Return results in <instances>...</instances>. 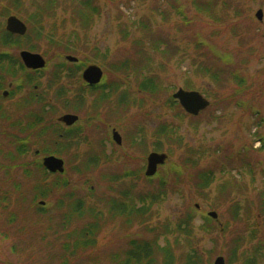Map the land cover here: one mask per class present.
Wrapping results in <instances>:
<instances>
[{
    "label": "rangeland",
    "instance_id": "rangeland-1",
    "mask_svg": "<svg viewBox=\"0 0 264 264\" xmlns=\"http://www.w3.org/2000/svg\"><path fill=\"white\" fill-rule=\"evenodd\" d=\"M193 1L199 0H95L98 12L94 23L86 35H79L80 54L74 55L78 61L70 63L66 56L72 54L34 38L44 32L62 37L64 43L67 35L63 33L79 31L70 19L74 16L72 2L57 0L55 5H44L46 0H20L25 14H33L36 4H43L46 10L37 20L29 19L32 32L20 35L21 46L13 53L22 63L20 51L28 50L24 45L37 42L40 51H28L42 55L45 67L27 81L33 84L34 96L29 86L15 88L10 79L0 86L4 107L0 111V264H35L45 257L47 243L59 252L65 235L75 226L68 217L72 224L66 231L59 227L61 211L68 210L65 206L62 210L59 201L66 197L65 190L84 197L87 205H95L100 212L96 246L86 254L79 253L73 264H114V255L124 258L132 240L169 247L171 256L166 264H214L219 256L225 264H244L247 257L252 264H264V0H227V7L222 6V0H200L205 3L201 8ZM177 5L188 24L177 12ZM14 7L9 0H0V24L4 27L5 8L9 16L28 21L25 14H16ZM258 10L262 11L261 20L255 16ZM149 33L164 40L159 50H152L146 39L139 46L133 44ZM194 39L220 54L228 51L236 64L226 70H240L248 77L245 86L239 89L228 72L222 74L206 48L195 47ZM141 48L152 62L141 66L139 76L132 71L122 73L121 63L138 59L136 51ZM90 65L99 67L105 76L100 89L80 87L81 75ZM203 66L209 73L200 70ZM51 75L56 78L50 81ZM145 78L153 80L156 88H141ZM8 89L13 94L2 97ZM178 89L198 91L209 106L195 117L186 114L170 103ZM42 103L48 104L45 121L51 132L58 129L66 135L60 116H79L72 130L74 138L62 141L54 134L39 138L41 142L33 138L27 152L19 154L16 139L27 138L22 132L27 117L40 110ZM73 103L78 112L69 110L74 109ZM112 129L120 134L121 145L113 142ZM130 136H135L134 141ZM55 148L62 150L58 157L64 168L72 166V171L63 177L65 190L56 188L45 200L32 190L38 178L26 175L24 168L27 164L34 171V164L47 156L35 149ZM151 152L164 153L167 158L148 182L144 171ZM80 159L97 161H93L97 167L88 173L89 184L73 172ZM56 179L55 174L47 182ZM88 185H93V193L88 192ZM117 185L130 190L122 197L134 198L138 207L144 206L140 215L109 212L104 199L116 197L112 188ZM157 188L161 194L155 200L138 202V196L156 193ZM39 201H44L43 210H49L39 211ZM62 202L68 205L71 199ZM209 211L216 212L217 218L206 222ZM91 220L84 215L82 221ZM27 242L36 247L32 253H25ZM26 254L33 257H28L31 262ZM155 257L156 264H164L167 256L159 252Z\"/></svg>",
    "mask_w": 264,
    "mask_h": 264
},
{
    "label": "trees",
    "instance_id": "trees-1",
    "mask_svg": "<svg viewBox=\"0 0 264 264\" xmlns=\"http://www.w3.org/2000/svg\"><path fill=\"white\" fill-rule=\"evenodd\" d=\"M6 1V0H4ZM8 1V0H7ZM10 3L14 4L15 7L12 8L16 14H25L22 12V9L20 8V0H9ZM36 1V0H35ZM39 1V0H38ZM57 0H46V2H43V4L45 5L46 3H50L49 5H55ZM72 2L73 4V9H74V16H71L70 19H73L75 24H77V26L79 27V31H71L70 33H63V35H67L66 37V42L62 40V37H57V36H47L50 34L47 33H38L37 37L34 38V40L36 41L37 39L41 38L44 41H46V43H48L49 47L51 48H59L61 51H63L64 53H70L72 55H78L80 54V44H81V39L79 37L80 34L82 35H86V31L88 29H90V27L93 25L94 21H93V17H94V13L98 12V8L95 5V0H67ZM199 1H193L194 5L196 7H202L205 5V3ZM43 4H36L34 5V13L33 14H25L28 18V21H24L26 23V25H28L29 27V32L27 31L25 35H27V33L31 34L32 29L30 28L31 26L29 25L31 22L30 20H37V17H41L40 14H44L46 7L43 6ZM222 6L227 7L228 6V1L227 0H222L221 1ZM22 5V4H21ZM10 6V5H9ZM9 8V7H7ZM177 12H179L182 15V19H184L185 24L189 23V20L186 19V14L184 13V11L179 10L178 5L175 6ZM204 9H206L204 7ZM202 8V10H204ZM5 15L8 14V16L10 15L8 12V10L5 8L4 9ZM24 15V16H25ZM140 25H146V23L140 22ZM147 26L143 27L144 29ZM82 32H81V31ZM80 32V33H78ZM143 33V32H142ZM53 35V34H51ZM126 35H129V33L127 32ZM22 36L17 35V34H12L10 32H8L5 27L0 24V86H2V84H4V82L6 80H11L13 82V86L15 85L17 87H22L24 86H29L30 90L32 91V95L34 96V88H33V84H29L27 83V81H31L32 79H35V75L38 74V72H42V71H31L30 74H28L25 69L22 66L21 61L19 60L18 56L13 53V49L15 48H20V39ZM54 38V39H53ZM139 38V37H138ZM136 38L133 41V44L136 46H139L142 44V42L144 41V39H146L149 44H150V48L152 50H159V46L162 45V43H164V40H160V39H155L154 37L151 36V34L149 33L148 35H142L140 37V39ZM39 43L35 42L34 44H28V45H24V47L30 51H40L39 49ZM194 44L195 47L198 48H206V50L208 51L207 54L209 57H211L214 60V66L216 65V67H220L222 74L223 73H229L231 76V79L233 81L236 82V84L238 85L239 89H242L243 86H245L246 84V80L248 77H246L243 73H241L240 70L235 69L233 71H227V68L232 67L233 65L236 64V61L232 58V55L228 52V51H224L222 52V54L218 53L217 51H215V49L213 47H208L207 45H205L203 42H201L198 39H194ZM207 46V47H206ZM43 54L46 56L47 52H43ZM136 54H138V59L133 60L132 62H130L128 64V61H123L121 63V65H123V69H121V72L126 74V73H130V71H132L131 73H134V75L139 76L140 71H141V66L144 63H151V57L149 55H145V51L143 48L138 49L136 51ZM211 55V56H210ZM47 58V57H46ZM49 60V59H48ZM65 63V62H64ZM64 63L62 65H64ZM9 64H17V66L19 65V69H11V67L9 66ZM217 67V68H218ZM225 67V70H224ZM146 68L145 66L142 67V69ZM120 70V69H119ZM202 72H207L209 73L208 69L206 68V66H203V69L201 67L200 69ZM16 72V73H15ZM15 73V74H14ZM60 71L58 72H54V74H59ZM212 77H214V72L211 71ZM29 75V76H28ZM17 76V78L15 77ZM19 76V77H18ZM56 78V77H55ZM52 75L51 78H48L51 80L55 79ZM3 80V81H2ZM33 82V81H32ZM146 85H151L150 88L154 89L156 88V83L148 78H145L144 80H142V82L140 83V87L141 88H147L145 87ZM37 86V85H35ZM13 90H11V94H13ZM56 98L58 100H60V98H62V95L60 93L56 94ZM68 101V100H67ZM70 103V102H68ZM170 103L171 105H175V106H180L178 104V102L176 100H174L172 97H170ZM31 104H25V106H28ZM48 106V104H43L40 108V110H38L36 113L33 112L32 115H29L27 117V121L25 124V126L22 129V132H25V134L27 135V142L30 143V139L32 140L33 138L36 140H39V138H43L46 136L53 135L54 136H58V140H70L72 141V139L74 137H72V130L74 126L66 128L65 131L67 132V137L63 132H60L58 129L55 130V132H51L49 125H46V121H45V110L44 107ZM70 106H73L72 108L74 109H69L73 112H78L77 107L74 105V103ZM183 110V109H182ZM9 121V120H8ZM15 124L17 125V128H19V121L15 122ZM167 128H165L166 131ZM69 133V134H68ZM164 134V133H162ZM65 136V137H64ZM130 138L132 139V141H134L135 136H130ZM41 142V141H40ZM138 145V143L134 142V145ZM46 145V144H45ZM262 145H264V141L262 142ZM56 149V148H55ZM51 150V151H45V150H41L39 149V154L40 155H57L59 157H62V150L58 151L56 150ZM27 152L26 151H21L19 152V154H25ZM8 154H12L11 152H9ZM64 154V153H63ZM96 163L97 161H95V159H90V160H86V159H80L77 163V165L74 167V173L80 176H83L84 178V183L89 184V182L92 181V179L90 178V176H88L97 166L96 164L94 165V162ZM34 171L31 170V168H29V166L26 164L25 167V172L26 175L30 176V177H34L38 178L37 181H34L33 186H32V190L34 192V194H37V197H39V195H41V199H45V197H47L48 193L53 191L54 189H60L61 190H65L64 188H66V184H65V180L63 177L64 175H66L69 171H72V166L68 167V169L64 170L63 173H55L57 175V178L55 182H53L54 180L50 181L51 183L47 182V178L50 176H53L55 174L53 173H49L46 171V169L44 168V166L42 165V163H35L34 164ZM177 174H180L177 170L173 169ZM89 173V174H88ZM145 177V176H144ZM156 177V176H155ZM158 177V176H157ZM145 179L149 182H151V180L153 178H146ZM61 180V181H60ZM120 183L118 182V185ZM161 184H163V182H161ZM112 188L115 190V195L116 197H106L104 199V203L107 204V209L109 210L110 213H114L113 215L116 214H122V213H126V215H140L142 213V209L144 208V206L142 207H138L135 203H134V198H130V197H122V195H125V193L130 192L127 191V189L124 188ZM92 186L93 185H88L87 189L88 192L93 193L94 191L92 190ZM159 189V188H157ZM64 192H66V197L65 196H61L60 197V207L63 210L64 206L66 208H68V210L66 211H61L60 214V218H59V227L62 229H65L64 231H66V226L70 225L72 223H70V220L74 221V229H69V231L67 232L66 236V241H64L62 244L59 245L60 249L59 252H55L54 250H52V248L49 246V244L47 243V247L45 248L46 253H45V257L41 260L38 259L36 261L35 264H73L71 261H73L75 258H77L79 255V253H85V251L88 249L89 251L91 249H93L96 245V241H95V236L96 233H98L99 231V226H98V222H99V218H100V212L96 211V206L95 205H87L86 204V199L84 197H79L76 193H74L73 191H67L65 190ZM161 194L160 189L158 190V192L156 193H152L149 195H144V196H138V202L141 201H145L146 198H153V200H155V198H157L159 195ZM119 196V197H117ZM64 198L67 199H71V205H65L64 202H62V200ZM120 198V199H118ZM144 198V199H143ZM140 199V200H139ZM46 200V199H45ZM63 203V205H61ZM39 207V206H38ZM41 210L39 211H47L49 209L43 210V207H39ZM2 211H5L2 209ZM68 215V216H67ZM84 215H88L92 218L91 221L88 222H84L83 220V216ZM68 217L70 218V220H68ZM204 219L206 220V222L212 221L213 219L205 216ZM59 230V228L57 229ZM44 238V237H43ZM34 249H36V247L32 246L29 242H27L26 244V248H25V253H32V251ZM40 249V248H37ZM11 251L14 252L15 249L12 247ZM161 252L162 254H164L165 256H167L164 260L163 263L166 264L167 260L169 258L170 255V251H169V247H160L155 241H151V242H141V241H135L132 240L130 241V247L127 251L123 252V256L124 258H120L117 255H114L113 258V262L114 264H156V257L155 255L157 253ZM86 254V253H85ZM27 256V261H30L28 257L31 256V254H26ZM32 257V256H31ZM33 258V257H32ZM249 259L246 260V258L244 259V264H252L253 262L250 257H247ZM77 260V259H76ZM91 261H93V259H91ZM31 262V261H30Z\"/></svg>",
    "mask_w": 264,
    "mask_h": 264
},
{
    "label": "water",
    "instance_id": "water-1",
    "mask_svg": "<svg viewBox=\"0 0 264 264\" xmlns=\"http://www.w3.org/2000/svg\"><path fill=\"white\" fill-rule=\"evenodd\" d=\"M255 16L258 20H261L262 11L258 10ZM5 29L12 34L24 35L27 27L23 21L14 15H11L6 19ZM20 57L23 64L29 69H40L45 66V59L38 53L22 50L20 51ZM66 59L68 61H77L76 57L70 55L67 56ZM101 75L102 72L99 67L96 65H90L83 71L82 78L89 83H97L100 80ZM172 97L178 101L184 111L191 115H197L209 106V101L198 91L178 89L175 93H173ZM77 120L78 116L70 113L64 114L59 118V121L63 122L67 126L74 124ZM113 140L117 144L121 143V137L116 131L113 132ZM166 158L167 155L164 153H149L147 156L145 175H154L157 170V166L163 164ZM43 165L50 172L62 173L64 171L63 160L52 155L43 158ZM208 215L212 218H216L217 216L214 211L209 212ZM214 264H225L224 258L221 256L217 257Z\"/></svg>",
    "mask_w": 264,
    "mask_h": 264
},
{
    "label": "flooded vegetation",
    "instance_id": "flooded-vegetation-1",
    "mask_svg": "<svg viewBox=\"0 0 264 264\" xmlns=\"http://www.w3.org/2000/svg\"><path fill=\"white\" fill-rule=\"evenodd\" d=\"M38 74H40V73H38ZM81 77H82V75H81ZM79 84H80V87H82L84 90H96V89H100L101 87L99 86H97V85H95V86H91V85H89V84H87L83 79H81V81H79ZM10 93H11V90L10 89H8L7 91H3V93H2V97H4V98H6L7 96H9L10 95ZM21 107V106H20ZM22 107H24V105L22 106ZM1 108H3L4 109V107L1 105V103H0V111L2 110ZM21 109V108H20ZM1 126V125H0ZM66 127V126H65ZM71 127V126H70ZM67 128H69V127H67ZM2 130H5V126L3 127L2 126ZM114 131H116L115 129H112L111 130V138H112V140H113V132ZM1 133V132H0ZM4 134V133H3ZM2 134V135H3ZM21 135V134H20ZM4 136V135H3ZM6 137H8L9 135L8 134H6L5 135ZM114 142V141H113ZM115 143V142H114ZM16 144H17V149L19 150V151H26V149L28 148V146H29V144L30 143H28L27 142V140H26V138L25 137H18L17 139H16ZM58 143H57V141L55 140L54 141V147H56V145H57ZM116 145H121V143L120 144H116ZM39 151V149H35V152L37 153ZM42 161V160H41ZM24 170H25V168H24Z\"/></svg>",
    "mask_w": 264,
    "mask_h": 264
}]
</instances>
